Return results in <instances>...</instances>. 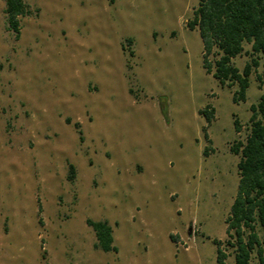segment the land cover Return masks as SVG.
Returning a JSON list of instances; mask_svg holds the SVG:
<instances>
[{
    "label": "rangeland",
    "instance_id": "1",
    "mask_svg": "<svg viewBox=\"0 0 264 264\" xmlns=\"http://www.w3.org/2000/svg\"><path fill=\"white\" fill-rule=\"evenodd\" d=\"M21 1L16 38L0 0V264H215L213 240L234 264L230 148L260 89L234 103L204 72L197 0Z\"/></svg>",
    "mask_w": 264,
    "mask_h": 264
},
{
    "label": "trees",
    "instance_id": "2",
    "mask_svg": "<svg viewBox=\"0 0 264 264\" xmlns=\"http://www.w3.org/2000/svg\"><path fill=\"white\" fill-rule=\"evenodd\" d=\"M3 12L7 29L17 38L19 17L27 14L26 5L21 0H4ZM189 27L196 29L200 39L204 72L209 74L212 69L211 77L220 86H236L232 95L234 103L244 101L252 72L260 89L256 103L249 106V128L244 141L230 148L239 159L224 234L225 245L232 249L234 264H248L252 254L256 264H264V0H197ZM244 45L249 47L246 52L249 60L239 71L232 65V59L242 53ZM259 67L260 72L256 73ZM207 109L198 111L206 125L212 119V111ZM74 128L77 129L76 124ZM68 169V178L72 179L73 168L68 166ZM86 225L93 232L95 249L115 252L111 228L106 221L86 220ZM213 245L215 264H225L226 253L219 242L213 240Z\"/></svg>",
    "mask_w": 264,
    "mask_h": 264
}]
</instances>
